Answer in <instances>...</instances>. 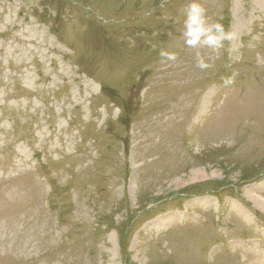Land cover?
I'll list each match as a JSON object with an SVG mask.
<instances>
[{"label": "rangeland", "instance_id": "374dc122", "mask_svg": "<svg viewBox=\"0 0 264 264\" xmlns=\"http://www.w3.org/2000/svg\"><path fill=\"white\" fill-rule=\"evenodd\" d=\"M200 2L236 39L187 47L189 0H0V264H264V0Z\"/></svg>", "mask_w": 264, "mask_h": 264}, {"label": "clouds", "instance_id": "9594fccd", "mask_svg": "<svg viewBox=\"0 0 264 264\" xmlns=\"http://www.w3.org/2000/svg\"><path fill=\"white\" fill-rule=\"evenodd\" d=\"M183 36L184 43L189 48L206 47L209 49H218L224 46V42H231L236 39V34L230 29H226L222 23L209 24L207 19V10L200 0H189L183 13ZM160 57L164 61L175 62L178 59L176 52L161 50ZM196 66L203 70L212 67L204 57L197 52ZM235 82V74L227 77L223 83L225 87L231 86Z\"/></svg>", "mask_w": 264, "mask_h": 264}, {"label": "bare ground", "instance_id": "6f19581e", "mask_svg": "<svg viewBox=\"0 0 264 264\" xmlns=\"http://www.w3.org/2000/svg\"><path fill=\"white\" fill-rule=\"evenodd\" d=\"M202 175V174H201ZM197 177V176H196ZM23 229V228H22Z\"/></svg>", "mask_w": 264, "mask_h": 264}]
</instances>
